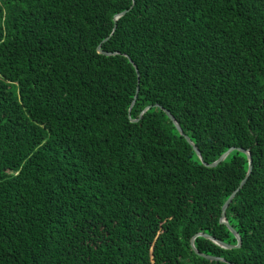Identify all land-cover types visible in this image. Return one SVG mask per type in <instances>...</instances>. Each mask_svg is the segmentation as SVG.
<instances>
[{"label": "trees", "instance_id": "trees-1", "mask_svg": "<svg viewBox=\"0 0 264 264\" xmlns=\"http://www.w3.org/2000/svg\"><path fill=\"white\" fill-rule=\"evenodd\" d=\"M0 264H264V0H0Z\"/></svg>", "mask_w": 264, "mask_h": 264}, {"label": "water", "instance_id": "water-1", "mask_svg": "<svg viewBox=\"0 0 264 264\" xmlns=\"http://www.w3.org/2000/svg\"><path fill=\"white\" fill-rule=\"evenodd\" d=\"M167 113H168V114L170 115V117L173 119L174 123L176 124V126H177V128L180 130V132L183 133L182 128L180 127L179 123L176 121V119L174 118V116L170 113V111H167ZM186 138L188 139V141H189L190 143L193 144L195 150L200 154V150L196 147V145L193 143V141H192L187 135H186ZM231 150H232V149L230 148V149H229L225 154H223L218 160H216L215 162H213V163H211V164H209V165H210V166H215V165H217L220 161H222V160L228 155V153H230ZM240 150L246 152V153L248 154V156L250 157V169H249V172H248V174H249L250 171H251V168H252V165H251V153H250L249 150H248V151H247V150H244V149H240ZM234 194H235V193H232L231 197L228 198V200L225 202V204H224V206H223V211H222V216H221V222H224V223H226L227 225H229V223H228V220H227V217H226V209H227L229 203L231 202V200H232ZM230 229H231V230L237 235V237H238V244H236V245H231V244H229V243H225V242L220 241V240H218V239H215V238H213V237H211V236H209V235H207V234H203V235H206V236L212 238V239H213L214 241H216L218 244H220V245H222V246H224V247H227V248H232V247H234V246H240V243H241V237L239 236V234L234 230V228H233L231 225H230ZM192 245H193V247L195 248V245H194V241H193V240H192ZM199 254L205 256L206 258L212 259V260H213V259H218V258H219V257H217V256H214V255H211V254L202 253V252H199Z\"/></svg>", "mask_w": 264, "mask_h": 264}]
</instances>
